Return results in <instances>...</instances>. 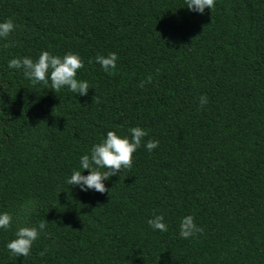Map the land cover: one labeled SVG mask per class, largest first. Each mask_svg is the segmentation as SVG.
<instances>
[{
    "label": "trees",
    "instance_id": "16d2710c",
    "mask_svg": "<svg viewBox=\"0 0 264 264\" xmlns=\"http://www.w3.org/2000/svg\"><path fill=\"white\" fill-rule=\"evenodd\" d=\"M184 6L0 0V20L15 25L0 41V211L31 200L26 223L47 222L27 257L4 247L19 222L0 230V264H264V0ZM41 51L76 53L87 93L6 67ZM109 52L111 75L89 63ZM133 126L147 135L104 193L65 183L106 131ZM145 140L158 145L149 153ZM156 214L167 231L145 223ZM189 214L201 231L181 239Z\"/></svg>",
    "mask_w": 264,
    "mask_h": 264
},
{
    "label": "clouds",
    "instance_id": "9594fccd",
    "mask_svg": "<svg viewBox=\"0 0 264 264\" xmlns=\"http://www.w3.org/2000/svg\"><path fill=\"white\" fill-rule=\"evenodd\" d=\"M215 0H185V8L189 11L203 14L205 8L212 9ZM15 28L10 18L0 20V41H5ZM117 56L114 52L107 55H96L90 58L89 63L98 64L100 69L112 74L116 67ZM10 70L20 72L32 84L43 83L56 92L64 88L68 92L84 96L90 88L87 80L77 79L78 69L83 68L81 58L72 52L62 56L52 55L47 51H41L35 60L29 56L12 57L6 62ZM144 81L139 86H143ZM207 97L201 95L199 104L207 103ZM147 135L145 129L140 126H133L127 129V134H119L112 130L104 133L99 142L93 143L88 151L79 157L78 168L71 170L70 175L65 177L68 186L78 188L81 192L95 191L105 192L104 181L110 176L117 175L122 169H129L132 166V154L141 147V140ZM156 140H145L143 147L147 152L156 148ZM87 170V174H81ZM36 204L28 200L22 202L14 214L7 211H0V230H8L15 222L19 226L15 228L14 238L8 240L4 247L16 257H27L30 254L34 241L42 234H46L47 222L43 219L35 225L26 223L28 217L34 212ZM145 223L153 230L163 233L167 231V224L162 215L156 214L148 218ZM201 229L195 224L192 215H185L180 218L177 226V235L181 239L193 237Z\"/></svg>",
    "mask_w": 264,
    "mask_h": 264
}]
</instances>
